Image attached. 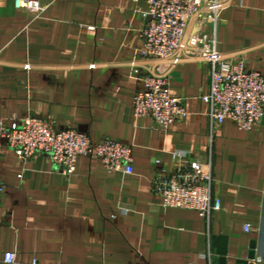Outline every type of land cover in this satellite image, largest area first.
I'll list each match as a JSON object with an SVG mask.
<instances>
[{"label": "crops", "instance_id": "0c3cea01", "mask_svg": "<svg viewBox=\"0 0 264 264\" xmlns=\"http://www.w3.org/2000/svg\"><path fill=\"white\" fill-rule=\"evenodd\" d=\"M39 1L35 13L0 0V119L38 114L92 142L124 141L133 171L81 156L65 176L46 155L23 162L0 143V264H264V119L250 131L213 126L201 99L211 66L193 59L168 72L186 116L165 131L135 117L140 78L161 64L139 54L146 0ZM214 38L264 72V0H226ZM174 150L209 163L219 210L161 205L151 182L177 165Z\"/></svg>", "mask_w": 264, "mask_h": 264}, {"label": "built area", "instance_id": "2783aa9c", "mask_svg": "<svg viewBox=\"0 0 264 264\" xmlns=\"http://www.w3.org/2000/svg\"><path fill=\"white\" fill-rule=\"evenodd\" d=\"M226 0H146L139 31L140 56L151 65L140 78L132 97L135 117H149L165 131L186 116L183 101L169 88L168 72L187 59L211 66L210 84L201 99L208 107L213 126L232 122L239 130L250 131L264 118V72L251 70L241 59L216 49L214 31ZM18 9L39 13V0H15ZM209 28V29H208ZM0 143L23 162L46 155L56 170L65 176L75 172L79 157L96 158L108 172L133 171L132 146L124 141L103 137L92 142L86 132L57 128L51 119L38 114L13 116L7 123L0 119ZM177 165L172 171L157 169L151 190L170 208L196 210L210 214L221 208L211 197L212 176L209 163L188 151L174 150ZM4 186L0 184V197ZM249 231L250 226L244 225ZM3 260L13 263L15 254L4 252Z\"/></svg>", "mask_w": 264, "mask_h": 264}, {"label": "water", "instance_id": "95a60500", "mask_svg": "<svg viewBox=\"0 0 264 264\" xmlns=\"http://www.w3.org/2000/svg\"><path fill=\"white\" fill-rule=\"evenodd\" d=\"M263 119H264V118H263ZM253 255H254L253 252H251V257H253Z\"/></svg>", "mask_w": 264, "mask_h": 264}, {"label": "rangeland", "instance_id": "374dc122", "mask_svg": "<svg viewBox=\"0 0 264 264\" xmlns=\"http://www.w3.org/2000/svg\"><path fill=\"white\" fill-rule=\"evenodd\" d=\"M159 63H161V64H162L163 62H161V61H160Z\"/></svg>", "mask_w": 264, "mask_h": 264}]
</instances>
